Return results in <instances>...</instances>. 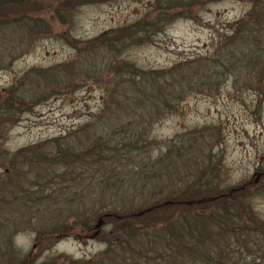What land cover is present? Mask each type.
Masks as SVG:
<instances>
[{"label": "rangeland", "instance_id": "1", "mask_svg": "<svg viewBox=\"0 0 264 264\" xmlns=\"http://www.w3.org/2000/svg\"><path fill=\"white\" fill-rule=\"evenodd\" d=\"M3 2L0 93L31 100L0 117V203H31L0 207V264H177L157 244L186 222L203 264H264V91L136 92L211 67L264 0Z\"/></svg>", "mask_w": 264, "mask_h": 264}, {"label": "trees", "instance_id": "2", "mask_svg": "<svg viewBox=\"0 0 264 264\" xmlns=\"http://www.w3.org/2000/svg\"><path fill=\"white\" fill-rule=\"evenodd\" d=\"M2 4H4V2L3 0H0V5ZM257 11L259 12L258 14H256ZM244 20H247V22H244ZM244 20L235 23L236 26L230 29L228 34H225L224 37L221 36L216 42V49L212 50L209 56L205 55L206 57L203 59L208 60L211 67H207L206 69L197 68L188 71L187 74H184L183 76V80L186 83L180 85L173 84L171 81H166L165 84L162 82L160 84L157 82L159 77H153L151 79L145 78L142 81L140 88H138L140 90H137L136 92L140 93V95H145L148 94V89L150 87H153V90L154 86L158 87L159 85H166L169 86L168 88H175L171 89V91L175 90V93L172 94L170 92V95L173 97V99H178V97H181L183 92L186 93L188 90L212 95L215 94L214 91L216 89L220 90L221 82L225 83L228 81H231L232 88L236 91L249 89L250 91L256 92L257 94L261 93V91H264V5L260 4L258 7H256V9L252 8ZM207 52H209V50H207ZM213 54L217 59L212 60L210 58ZM172 69L175 68L173 67ZM154 72L158 73V71ZM220 79L223 80L217 81ZM150 82H152L151 86L149 84ZM162 90L166 94V91L169 89ZM133 92L135 91L132 90V93ZM132 98L134 99L133 102L137 103L135 102L137 98L135 96H132ZM30 100L26 101V99H19L14 93H10V89L0 93V117H14L18 113L22 112V110L25 108V105L29 104ZM128 105H130V103H128ZM3 121L4 119L0 120V139L3 132L7 128V125ZM36 175L38 176L39 174ZM18 192L20 193V198H18L16 201L24 202V204L18 205L20 207L19 209H22L21 207H25L31 202H25L23 199H21L22 195L20 188ZM182 193H186V191L184 190ZM185 196L192 197V194L186 193ZM41 199L42 197L39 198V200ZM16 201L2 202L0 203V207L4 205L1 208H5L8 206L7 203L10 204ZM36 204L37 201H33L32 207L30 206V209L34 211L33 214H35L36 217H41L43 214H45V209H39V207H36L34 210ZM24 210H26V208H24ZM21 216L24 218L28 215L25 211H22ZM108 218L109 217L107 215L99 216L98 221H101L105 224L108 221ZM186 224V226L183 224L179 225L180 227H177V225L169 226L167 229V231H170L168 232V238L163 239L157 245L164 247V249H166L165 246H167V249L174 253V257H171L174 263L175 259L181 256L179 259L180 261L177 264H188L187 259H192L193 262L199 261L197 264H203V262L200 260L207 261L208 256H203L202 254L200 255V253L193 254L192 245L196 249H201L202 246L206 247V245H203L200 242V244L191 242L190 238L195 237L194 234L196 232L191 229V226L188 222H186ZM194 228H196V226H194L193 229ZM184 233L185 237L183 236ZM186 241H188V244H180ZM188 245L190 246L188 247ZM178 248L184 250L179 251ZM162 263L169 264L166 261Z\"/></svg>", "mask_w": 264, "mask_h": 264}]
</instances>
